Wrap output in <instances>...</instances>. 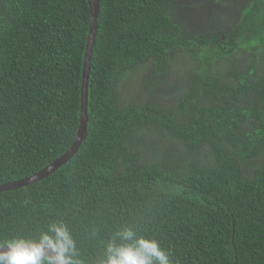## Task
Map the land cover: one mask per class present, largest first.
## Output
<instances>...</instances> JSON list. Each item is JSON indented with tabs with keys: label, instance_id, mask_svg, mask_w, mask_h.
<instances>
[{
	"label": "trees",
	"instance_id": "1",
	"mask_svg": "<svg viewBox=\"0 0 264 264\" xmlns=\"http://www.w3.org/2000/svg\"><path fill=\"white\" fill-rule=\"evenodd\" d=\"M175 2L99 0L86 137L42 180L0 192V243L56 222L98 264L131 227L173 264H264V0ZM205 5L214 17L190 29L184 13ZM88 23L86 0H0V184L71 146ZM176 50L192 64L175 105L153 90L124 104L122 82L166 77ZM165 132L186 150L160 144Z\"/></svg>",
	"mask_w": 264,
	"mask_h": 264
},
{
	"label": "clouds",
	"instance_id": "2",
	"mask_svg": "<svg viewBox=\"0 0 264 264\" xmlns=\"http://www.w3.org/2000/svg\"><path fill=\"white\" fill-rule=\"evenodd\" d=\"M121 243L110 241L106 259L98 264H173L170 253L155 238L137 236L131 227L116 233ZM67 226L53 222L38 238L13 237L0 243V264H83Z\"/></svg>",
	"mask_w": 264,
	"mask_h": 264
},
{
	"label": "rangeland",
	"instance_id": "3",
	"mask_svg": "<svg viewBox=\"0 0 264 264\" xmlns=\"http://www.w3.org/2000/svg\"><path fill=\"white\" fill-rule=\"evenodd\" d=\"M179 2V0H178ZM177 0L175 4H178ZM208 9V5H205L203 7V10L201 9L200 12L203 13V15L195 14V13H184V16L189 24L190 29H198L201 27H206L207 24V18L214 17L213 14H208L206 11ZM261 30H264L261 29ZM184 52L180 50L173 51L172 54V60L170 62V65L168 66V73L166 77L164 78H147V74L144 75L145 70H141L139 72H136L133 77H131L126 82H122L120 92L121 100L124 104H137L144 101V96L148 97V95L141 94V90L148 92L150 90L152 91V95H149V97L156 101L157 104L162 105L165 108L174 106L178 97L182 95L186 90V85H188L185 82L184 76L186 73V70L188 69L189 64H192L190 61L186 59L183 54ZM247 52L242 50L239 52V57H237L238 64L241 66L242 61L245 58V54ZM187 54V53H186ZM245 63V61H243ZM133 78H136L135 80H132ZM209 102V99H205ZM166 133V132H165ZM138 135H142V131L137 133ZM155 139L160 140V144H172V147L169 148L170 150H179L178 146L186 150L182 143L177 142L175 139L169 137L166 133H162L160 136L156 137ZM144 147H146L145 142H143ZM146 153L147 158L149 160L154 161L155 157L149 153L147 148L143 149ZM143 150L140 151V153H143ZM205 152H208L205 148H203ZM155 156L158 155V150L156 153H154ZM146 159V157L144 156ZM201 160V159H200ZM204 163H206L207 159L202 158ZM245 168V167H244ZM251 170L246 168L243 169V175L250 176Z\"/></svg>",
	"mask_w": 264,
	"mask_h": 264
},
{
	"label": "water",
	"instance_id": "4",
	"mask_svg": "<svg viewBox=\"0 0 264 264\" xmlns=\"http://www.w3.org/2000/svg\"><path fill=\"white\" fill-rule=\"evenodd\" d=\"M86 1L88 3V10H89V23H88V32L86 37L85 50L82 60V69H81L79 120L73 142L67 151H65L63 154H61L50 164L46 165L39 171L24 178L1 183L0 192L14 190L19 187H23L28 184L42 180L43 178L54 172L57 168L65 164L77 152L78 148L82 144V141L86 137L87 122H88V115H87L88 79L90 73L92 46H93V41L97 26L96 20L100 9L99 0H86Z\"/></svg>",
	"mask_w": 264,
	"mask_h": 264
},
{
	"label": "flooded vegetation",
	"instance_id": "5",
	"mask_svg": "<svg viewBox=\"0 0 264 264\" xmlns=\"http://www.w3.org/2000/svg\"><path fill=\"white\" fill-rule=\"evenodd\" d=\"M181 6H184V5L181 4Z\"/></svg>",
	"mask_w": 264,
	"mask_h": 264
}]
</instances>
